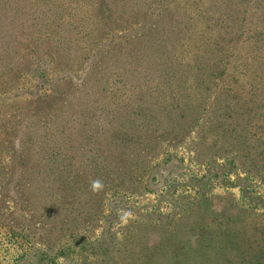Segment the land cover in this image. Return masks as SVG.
Here are the masks:
<instances>
[{
    "label": "rangeland",
    "instance_id": "obj_1",
    "mask_svg": "<svg viewBox=\"0 0 264 264\" xmlns=\"http://www.w3.org/2000/svg\"><path fill=\"white\" fill-rule=\"evenodd\" d=\"M263 48L264 0H0V264H264Z\"/></svg>",
    "mask_w": 264,
    "mask_h": 264
},
{
    "label": "trees",
    "instance_id": "obj_2",
    "mask_svg": "<svg viewBox=\"0 0 264 264\" xmlns=\"http://www.w3.org/2000/svg\"><path fill=\"white\" fill-rule=\"evenodd\" d=\"M204 33H207V31H200L198 33L197 37L199 39V43L193 42L190 45L189 51L187 52L186 55V59H189L190 64L193 66L191 69H192V76L194 77L187 79L191 90L193 91L195 89L193 82H196V84H198L199 87L201 88V86H204L207 82L215 78L213 76L218 77L217 73L212 74L213 72L212 67L214 64L219 66V70H220L219 80L221 82L227 84L228 83L239 84L238 77L233 75L234 79L232 80V76L230 77V75L231 73L232 74L236 73V75L240 76V79L242 78L243 81V76L245 75V70H243L244 65H242L241 62H238L239 58L234 57V55L237 54V44L238 42L242 43V39L237 37L239 38V40L234 44H232L231 46H229L226 41L223 44L216 41L211 47V44L214 42V39L209 38V36H206V34ZM95 35L94 37L91 38L92 40H90V44L95 45V43H97V39L99 36H95ZM247 39L250 40L249 38ZM247 39L244 38L243 42ZM252 41L258 43L259 39L254 38V40ZM237 66L239 67L243 66L241 72L237 68ZM261 80L264 79L262 78ZM247 82L248 81L246 80V83ZM194 94H192V97L195 99V96H193ZM224 111L228 112L227 109H224Z\"/></svg>",
    "mask_w": 264,
    "mask_h": 264
},
{
    "label": "clouds",
    "instance_id": "obj_3",
    "mask_svg": "<svg viewBox=\"0 0 264 264\" xmlns=\"http://www.w3.org/2000/svg\"><path fill=\"white\" fill-rule=\"evenodd\" d=\"M94 183H97V182H94Z\"/></svg>",
    "mask_w": 264,
    "mask_h": 264
}]
</instances>
